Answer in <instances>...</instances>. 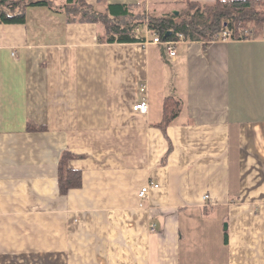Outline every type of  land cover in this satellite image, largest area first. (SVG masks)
I'll return each instance as SVG.
<instances>
[{"label": "crops", "instance_id": "0c3cea01", "mask_svg": "<svg viewBox=\"0 0 264 264\" xmlns=\"http://www.w3.org/2000/svg\"><path fill=\"white\" fill-rule=\"evenodd\" d=\"M83 1L138 41L3 7L24 20L0 22V264H264V32L172 59L141 18L183 0ZM65 151L81 186L61 194Z\"/></svg>", "mask_w": 264, "mask_h": 264}, {"label": "trees", "instance_id": "16d2710c", "mask_svg": "<svg viewBox=\"0 0 264 264\" xmlns=\"http://www.w3.org/2000/svg\"><path fill=\"white\" fill-rule=\"evenodd\" d=\"M28 5H46L58 11L69 14L70 20L96 22L101 26L103 34L98 40L101 42L138 41L132 35L126 24L116 21L107 12L94 11L83 0H67L57 5L52 0H0V22L15 23L24 20V13L18 12L9 15L3 10L4 6L16 8ZM178 12L169 11L167 15L157 11L143 13L141 22L146 23L150 31L161 40H177L181 34L186 40L210 42L220 40L222 30L230 33L231 39H253L264 32V0H215L213 2H199L183 0ZM129 27V26H128ZM166 35V38H163ZM181 105L177 100H168L165 103L160 125L165 127L180 111ZM27 129L34 130L32 125ZM75 155L65 151L58 165V186L61 194L69 189L81 186V172L71 169L68 161Z\"/></svg>", "mask_w": 264, "mask_h": 264}, {"label": "built area", "instance_id": "2783aa9c", "mask_svg": "<svg viewBox=\"0 0 264 264\" xmlns=\"http://www.w3.org/2000/svg\"><path fill=\"white\" fill-rule=\"evenodd\" d=\"M148 32L152 35V40L151 42H154V43H164L165 46H166V50H167V54L169 55L170 58L174 59L176 54H177V51H176V43L178 42V40L180 39H183L182 35L179 34L178 35V39L177 40H169V41H163L161 40L156 34L152 33L150 31V29H148ZM228 39H231L230 38V33L227 31V30H222L221 33H220V40L221 41H226ZM140 91L142 93H144L145 91V85L141 86L140 88ZM133 109L135 111H138L140 113H145L147 111V103H146V100H143L139 103H137L136 105L133 106ZM149 185H144L142 186L139 191H138V197L140 199H144L147 194H148V191H149ZM151 229H153V225L151 227Z\"/></svg>", "mask_w": 264, "mask_h": 264}, {"label": "water", "instance_id": "95a60500", "mask_svg": "<svg viewBox=\"0 0 264 264\" xmlns=\"http://www.w3.org/2000/svg\"><path fill=\"white\" fill-rule=\"evenodd\" d=\"M174 12H175L176 14L178 13L176 10H174ZM163 38H166V35H165Z\"/></svg>", "mask_w": 264, "mask_h": 264}, {"label": "rangeland", "instance_id": "374dc122", "mask_svg": "<svg viewBox=\"0 0 264 264\" xmlns=\"http://www.w3.org/2000/svg\"><path fill=\"white\" fill-rule=\"evenodd\" d=\"M174 10H176V9H174ZM174 10H172V11H174Z\"/></svg>", "mask_w": 264, "mask_h": 264}]
</instances>
